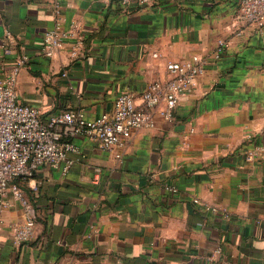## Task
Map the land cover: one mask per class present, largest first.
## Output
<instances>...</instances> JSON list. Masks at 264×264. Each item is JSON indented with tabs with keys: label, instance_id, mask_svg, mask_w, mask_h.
Listing matches in <instances>:
<instances>
[{
	"label": "crops",
	"instance_id": "1",
	"mask_svg": "<svg viewBox=\"0 0 264 264\" xmlns=\"http://www.w3.org/2000/svg\"><path fill=\"white\" fill-rule=\"evenodd\" d=\"M54 1L0 0V77L16 69L18 100L43 120L95 118L121 93L139 102L168 62L206 64L172 120L154 112L113 152L76 136L67 172L28 180L35 226L15 243L24 210L2 212L0 264H264V26L240 21L238 0H58L72 35L47 57Z\"/></svg>",
	"mask_w": 264,
	"mask_h": 264
},
{
	"label": "built area",
	"instance_id": "2",
	"mask_svg": "<svg viewBox=\"0 0 264 264\" xmlns=\"http://www.w3.org/2000/svg\"><path fill=\"white\" fill-rule=\"evenodd\" d=\"M115 1L123 8L148 4V0ZM60 11L61 3L55 0L52 6L54 26L45 32L41 50L47 57L56 54L64 40L72 35L62 29ZM237 17L261 29L264 0H238ZM225 48V42L219 41L214 58L219 59ZM205 64L206 60L197 55L168 62L165 66L167 77L149 83L139 102L133 94L121 93L110 112L92 119L85 118L81 111L67 109L43 120L36 108L18 100L17 70L12 69L0 77V221L2 212L14 205L25 213L24 220L13 227L14 242L27 241L36 222L34 200L23 186L46 165L67 172L73 164L68 154L77 151L72 138L83 136L107 152L124 148L134 131L153 126L154 112L165 120H172L180 99L193 90ZM245 152L247 160L251 159L253 154ZM168 190L175 191L173 187Z\"/></svg>",
	"mask_w": 264,
	"mask_h": 264
},
{
	"label": "rangeland",
	"instance_id": "3",
	"mask_svg": "<svg viewBox=\"0 0 264 264\" xmlns=\"http://www.w3.org/2000/svg\"><path fill=\"white\" fill-rule=\"evenodd\" d=\"M24 188H25V189H27V187H26V186H24Z\"/></svg>",
	"mask_w": 264,
	"mask_h": 264
},
{
	"label": "trees",
	"instance_id": "4",
	"mask_svg": "<svg viewBox=\"0 0 264 264\" xmlns=\"http://www.w3.org/2000/svg\"><path fill=\"white\" fill-rule=\"evenodd\" d=\"M23 188H24V186H23ZM25 189V188H24ZM31 196V195H30ZM32 197V196H31ZM33 198V197H32Z\"/></svg>",
	"mask_w": 264,
	"mask_h": 264
}]
</instances>
